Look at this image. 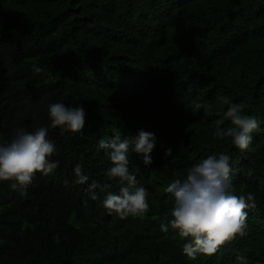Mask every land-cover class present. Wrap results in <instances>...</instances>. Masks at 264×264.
<instances>
[{"label": "trees", "instance_id": "16d2710c", "mask_svg": "<svg viewBox=\"0 0 264 264\" xmlns=\"http://www.w3.org/2000/svg\"><path fill=\"white\" fill-rule=\"evenodd\" d=\"M217 96L257 119L246 150L214 136L230 126ZM56 102L83 107L85 126L49 127L59 166L26 193L0 181V264H264V0H0V136L48 126ZM140 130L155 136L152 163L129 151L128 167L149 210L122 219L103 206L120 186L97 145ZM219 154L230 156L231 191L253 193L256 206L245 209L246 236L191 260L189 239L161 231L174 203L165 188ZM92 181L111 187L92 200Z\"/></svg>", "mask_w": 264, "mask_h": 264}, {"label": "clouds", "instance_id": "9594fccd", "mask_svg": "<svg viewBox=\"0 0 264 264\" xmlns=\"http://www.w3.org/2000/svg\"><path fill=\"white\" fill-rule=\"evenodd\" d=\"M32 67L37 74L45 71L35 63ZM216 99L220 104L228 105L222 119L229 121L230 126L226 129L218 126L214 136L218 139L230 137L234 147L246 150L252 140L251 134L259 128L257 119L244 113L245 105L230 103L226 96H217ZM203 107L202 103H192L194 110ZM48 117V126L34 130L17 128L10 139L0 136V181L11 182V189L22 194L26 193L37 173L48 176L59 166V161L49 159L56 151L54 142L48 138L49 127L60 128L62 134H79L85 126L83 107L69 108L63 103H51ZM97 147L111 162L107 177L116 180L120 186L118 194L107 192L103 201L109 215L115 213L122 219L129 215H144L149 210L148 192L130 173L128 154L132 151L142 157L146 166L150 165V154L155 147L154 134L140 130L135 137L122 139L121 133L116 131L110 139L100 140ZM165 156H172V150H166ZM230 173L229 155H209L189 167L182 178H174L165 188L174 203L170 210L171 219L161 223V231L167 233L171 228L180 238L189 239L183 245V253L191 260L197 255L212 256L226 243L247 235L245 209L256 206L255 196L251 192L234 194ZM74 174L77 184L89 180L79 164L75 166ZM110 187V184L92 181L86 191L92 200H97L98 193L106 192ZM236 264H248V261L246 257L238 256Z\"/></svg>", "mask_w": 264, "mask_h": 264}]
</instances>
